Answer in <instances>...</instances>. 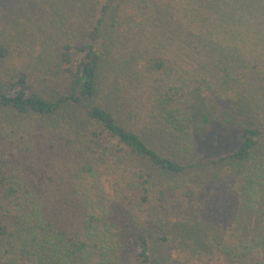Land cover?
Wrapping results in <instances>:
<instances>
[{
    "label": "trees",
    "instance_id": "1",
    "mask_svg": "<svg viewBox=\"0 0 264 264\" xmlns=\"http://www.w3.org/2000/svg\"><path fill=\"white\" fill-rule=\"evenodd\" d=\"M84 1L38 0L50 9V43L39 55H24L20 69L13 64L9 43L0 42V74L5 80V87L0 83V111L10 117L0 125V264L121 263V253L132 251L126 248L127 240L135 235L132 222L120 218L126 209L123 198L129 194L142 204L169 201L175 214L195 217L182 200V188L158 184L140 169L111 184L109 205L97 214L94 205L106 196L93 185L102 181L98 166L103 161L95 150L101 146L146 161L163 176L182 178L196 167H212L217 170L214 178L198 190V197L206 199L213 197L210 186L220 183L221 167L231 165L239 182L241 205L234 220L239 233L222 242V258L229 264H264V0H193V8L186 3L179 25L166 20L156 33L163 44L178 36L174 53L128 49L117 63L104 55L94 38L78 44L54 29L65 9L74 11ZM120 8L105 5L101 16L85 26L97 32L131 29L127 26L134 14L123 19L117 13ZM143 8L148 7L130 9L139 13ZM194 62L195 68L189 66ZM44 63L55 75L65 74L63 94L46 95L32 83L37 82L35 69L41 73L38 78L47 79L50 73L40 68ZM154 74L168 80L150 91L145 79ZM126 79L136 85L127 86ZM215 91L230 103L221 121L205 102ZM244 91L260 101L262 115L257 123L239 127V119L250 109L241 96ZM146 93L150 105L146 109L139 103L136 113L126 95L139 100ZM74 110L83 111L82 120ZM139 117L146 124L151 119L162 140L181 144V154L153 147L134 129ZM214 142L221 144L215 155L198 165L183 164L191 149ZM226 143L233 146L230 153H225ZM251 216L256 227L250 224ZM181 229L196 243L203 232L187 224ZM152 237L144 231L137 234L140 264H161L160 257L151 259Z\"/></svg>",
    "mask_w": 264,
    "mask_h": 264
},
{
    "label": "rangeland",
    "instance_id": "2",
    "mask_svg": "<svg viewBox=\"0 0 264 264\" xmlns=\"http://www.w3.org/2000/svg\"><path fill=\"white\" fill-rule=\"evenodd\" d=\"M186 3H189V7L193 8V0H85L74 11L65 9L66 14H60L59 16L63 21H58V27L54 29L61 31L63 35H66V38L72 39L74 43L78 44L89 43L94 38L95 42L102 47L104 55H108L106 57H109V60L114 61V63L118 62L117 59L120 53L127 52L128 49L147 53H160L162 52L161 50L168 49L171 53H174L178 43L175 41L178 36L176 35L167 44H163L158 41L156 33L162 28L166 20H169L172 24L178 23L179 25V21L183 19V9L187 7ZM107 4L109 6L120 4L121 8L117 13L123 19H126L128 15L134 14L133 19H130L127 26L133 27L126 31L120 30V32L106 31L104 29L97 32L93 31V28H87L85 24L88 23V20L100 17L104 6ZM136 5L147 6L148 8H143L138 13L135 9H130ZM49 10L45 6L40 5L38 0H0V42L6 41L9 43V48L14 57L13 64L16 68L20 69V64L24 61V55H39L43 50L47 51L46 47L50 43L52 34L51 27L48 26ZM85 14H88L87 18H85ZM75 15L77 16L75 17ZM108 17L106 15L105 19ZM78 19L80 22H77ZM172 27L174 29L177 28L176 25ZM105 47H108V51L107 49L104 50ZM46 61L47 57L45 58ZM174 64L178 67L177 62L174 61ZM132 65L134 66L135 64ZM189 66L195 68L196 64L194 62ZM40 68L44 74L46 72L50 74L44 82L42 81V76L40 78L37 77L41 73L35 69L37 82L32 80L34 86L46 95L63 94L66 83L65 74L60 77L55 75L56 72L54 70H49L48 63H44ZM136 69L135 67L134 70ZM139 71L140 69L135 72ZM128 80H124V83L133 88L136 82H129ZM167 80L168 78L163 74H154L145 79L150 91H153L156 86L165 84ZM3 81L5 80L0 74V83L2 82L3 87H5ZM147 95V93L143 94L139 100L126 95L127 99L131 98V109L138 113L139 110H136V108L139 103H142L141 106H145L147 109L150 105ZM241 96H244L250 109L247 115H242L239 119V127L246 126L250 122L257 123L258 118L262 115L258 111L260 101L251 95L249 91H244ZM224 97L225 95L223 94L218 96L215 91V96H208L205 99V102L212 109L210 112L217 117L218 121L223 120L224 111H227L230 104L229 102H224ZM74 114L78 120H82L84 116L82 110H74ZM9 118L8 114L0 111V125L7 123ZM153 126L156 125L151 123V119L146 124L144 117H139L134 129L141 132L145 139H150L152 143L148 142L158 151L180 155L183 148L182 145L162 140L161 130ZM219 147H221L220 142L204 143L203 146L201 144L197 145L196 149H191V152L183 159V164L186 166L190 164L198 165L208 155H215ZM223 147L226 151L225 153H230L233 149V146L228 143L224 144ZM99 148L95 150L99 159L103 161L98 166L102 181L98 185L93 182V185L95 189L104 191L106 196H100L97 199L98 204L94 205L97 214L104 213L109 205L111 184L129 173H133L135 169H140L142 173L152 175L158 184L174 183L178 185L184 191L182 200L186 203V206L190 207V213L195 214V217L192 218L186 217V215L179 216L175 214L169 201L158 199L142 204L138 196L129 194L128 198H123L127 214L125 210L121 211L120 218L127 222H132V229L135 231V235L132 239L129 238L126 243V248H131L132 251H123L121 253V263L118 262L119 264H140L136 260V254L140 251L139 242L136 238L140 231H144L147 236L153 235L149 240L151 259L154 260V257H160L161 264H229L222 258L220 247L222 242L233 239L235 233H239L237 231L239 225H235L234 220L241 205L238 202L237 194L238 176L236 172H233L231 165L221 167V171L218 173L220 183L218 186L217 183L219 181L213 184L210 183L212 184L210 190L213 193V197L206 199L201 196L198 197V190L205 188L211 182V179L214 178L217 170L212 167H196L189 170L182 178L163 176L146 161L140 163L133 157H129L125 151H118L117 148L110 146H101ZM124 181L127 180L125 179ZM0 197H2L1 191ZM183 206L185 205L183 204ZM76 211H78V208H76ZM130 214H133L136 224ZM252 221L253 217L251 216L250 224H252ZM186 224L188 227L190 226L191 230H203L197 240L198 244L192 234L190 235V233L181 229V226ZM252 227H256V225L252 224Z\"/></svg>",
    "mask_w": 264,
    "mask_h": 264
}]
</instances>
